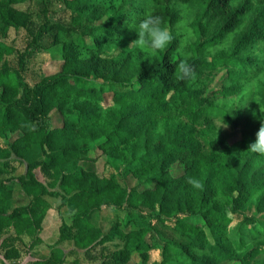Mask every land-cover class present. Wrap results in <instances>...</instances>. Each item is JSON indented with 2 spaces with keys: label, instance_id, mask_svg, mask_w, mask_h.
<instances>
[{
  "label": "trees",
  "instance_id": "trees-1",
  "mask_svg": "<svg viewBox=\"0 0 264 264\" xmlns=\"http://www.w3.org/2000/svg\"><path fill=\"white\" fill-rule=\"evenodd\" d=\"M58 1L0 0L3 261L44 248L31 264H67L59 247L73 243L102 264H264V156L247 149L264 120V0ZM145 15L173 28L166 49L134 41ZM11 30L25 51L5 42ZM55 47L61 70L39 74ZM216 120L242 125L240 138L220 140ZM100 159L101 175L84 166ZM16 190L27 205L12 206ZM51 199L72 217L55 238Z\"/></svg>",
  "mask_w": 264,
  "mask_h": 264
},
{
  "label": "rangeland",
  "instance_id": "rangeland-1",
  "mask_svg": "<svg viewBox=\"0 0 264 264\" xmlns=\"http://www.w3.org/2000/svg\"><path fill=\"white\" fill-rule=\"evenodd\" d=\"M60 8H61L60 2L58 0H53L51 9L59 10ZM18 9H20L21 11L30 12L33 15L34 21L35 22L39 21V14H38V11H36V7L34 6V4L27 3L25 5L19 6ZM5 42L10 46L15 47V49L18 52L25 51L26 39H25L24 32L16 33L13 30H11L8 38L5 39ZM48 52H49L48 57H44L45 55L44 56L41 55V54H44L45 52L39 53V55L37 54L39 57L36 59V63H35L36 69L35 70H37L39 74L42 73L45 76H52V75L57 74L61 70L62 65H63V61L61 58V47L52 48ZM12 63L16 64L15 61ZM218 80H219V77L216 79V81ZM85 84L86 86H90L87 83ZM111 99H112V95L107 94L105 96L104 105L108 106L111 103ZM53 123L56 126L60 124V119L58 115L53 116ZM226 125L227 124L223 123L220 120L215 121V126L217 128V132L219 133V139L225 140L228 143L236 142L240 138V135L243 129L242 125H240V127H238L237 129L232 128L228 125L226 126ZM32 158L35 159L36 157L33 156ZM84 166H88L94 169L98 174L101 175L103 171L104 161L100 159L96 163L84 164ZM36 174L40 181H43V182L46 181L42 177L39 171H37ZM127 184L129 188H133L136 186V182L131 179L127 182ZM28 201L29 200L21 193V190H16L12 206L15 207V206L27 205ZM50 201H51L52 210L48 217L49 226L47 225V229L49 233H51L52 238H55L58 234L56 229L58 227L59 220H60L59 216L61 215V210H59L60 201L58 199H51ZM100 215H101L100 216L101 225L104 231L107 232L111 228L112 223H114L115 221V212L113 210L106 209V210H103ZM61 216H63L64 219H67V220L71 219V217L69 216V213H65L64 215H61ZM23 239H24L25 245L29 247L31 244V240L27 237H24ZM123 245H124L123 242H115V243L109 244L108 248L112 252L118 248L123 247ZM59 249L61 250V254L65 258L67 264H70L75 260H78L79 264H102L103 262V259L100 255L97 256L96 261L88 260L85 257L84 252L78 251L73 243H65L62 246H60ZM48 256H49V252L47 250H44V248H42L39 250L38 249L29 250L23 253L21 259L17 261H12V262L5 261L4 262L3 255L0 252V264H31L32 262L36 260H43L47 258Z\"/></svg>",
  "mask_w": 264,
  "mask_h": 264
},
{
  "label": "clouds",
  "instance_id": "clouds-1",
  "mask_svg": "<svg viewBox=\"0 0 264 264\" xmlns=\"http://www.w3.org/2000/svg\"><path fill=\"white\" fill-rule=\"evenodd\" d=\"M131 30L137 35L134 41H137L141 46H145L151 51L166 49L175 38L173 28L165 26L158 15H145L140 19L136 27ZM179 72L183 75H188L190 66L187 63H180ZM247 149L252 153L264 156V120H261V126L256 133L255 140L248 145ZM187 182L196 188L201 186L199 181L192 177H189Z\"/></svg>",
  "mask_w": 264,
  "mask_h": 264
},
{
  "label": "crops",
  "instance_id": "crops-1",
  "mask_svg": "<svg viewBox=\"0 0 264 264\" xmlns=\"http://www.w3.org/2000/svg\"><path fill=\"white\" fill-rule=\"evenodd\" d=\"M51 202V201H50ZM59 206H60V204H59ZM65 213H69L68 212V209L67 208H62L61 209V215H64ZM69 216L71 217V214H69ZM64 218V217H63ZM65 221H66V223H68V224H70L71 223V221H72V217H71V219H64Z\"/></svg>",
  "mask_w": 264,
  "mask_h": 264
}]
</instances>
